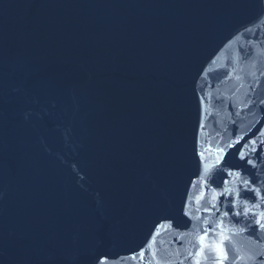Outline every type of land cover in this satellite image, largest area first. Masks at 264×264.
Masks as SVG:
<instances>
[{
  "label": "water",
  "instance_id": "1",
  "mask_svg": "<svg viewBox=\"0 0 264 264\" xmlns=\"http://www.w3.org/2000/svg\"><path fill=\"white\" fill-rule=\"evenodd\" d=\"M261 197L264 0H0V264H264Z\"/></svg>",
  "mask_w": 264,
  "mask_h": 264
},
{
  "label": "snow or ice",
  "instance_id": "2",
  "mask_svg": "<svg viewBox=\"0 0 264 264\" xmlns=\"http://www.w3.org/2000/svg\"><path fill=\"white\" fill-rule=\"evenodd\" d=\"M220 151L223 152V149H220ZM199 155L203 156V153H199ZM261 198L264 199V197H261ZM245 214H247V210H246ZM225 215H227V213H225ZM262 220H264V213H261L260 214V219L256 221L257 224H260L261 227L264 228V224L261 223ZM204 239H205L204 236L200 237V241H201L202 247H201L200 252L197 253V255H202L203 254V241H204ZM215 253H216V256H217L215 264H224V261L226 259H228L227 253H226V251H225V249H224L222 244H217L215 246ZM143 254H144L143 252L140 253L141 256H143ZM99 264H108V257L104 256V257L99 258ZM196 264H200V261L197 260Z\"/></svg>",
  "mask_w": 264,
  "mask_h": 264
}]
</instances>
